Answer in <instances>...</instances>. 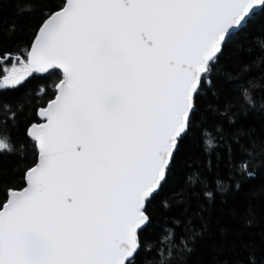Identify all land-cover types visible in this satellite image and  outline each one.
Masks as SVG:
<instances>
[{"label":"snow or ice","instance_id":"snow-or-ice-1","mask_svg":"<svg viewBox=\"0 0 264 264\" xmlns=\"http://www.w3.org/2000/svg\"><path fill=\"white\" fill-rule=\"evenodd\" d=\"M44 7L30 43L0 52V94L29 78L55 77L25 124L34 163L0 201V264H170L177 253L186 261L203 231L189 219L177 243L181 221L174 220L149 259L154 245L142 238L149 206L165 192L206 91L221 87V75L239 82L258 68L223 72L234 47L257 27L264 32V0H58ZM257 86H232L242 91L245 115L256 108ZM0 103V126L15 125L24 105L13 111L2 96ZM232 107L223 115L236 128ZM248 135L237 128L220 137L225 165L241 179L257 168L235 158L233 144L252 157L240 142ZM206 145L216 147L211 139ZM253 147L264 157V145ZM0 152H14L10 141L0 139ZM217 190H227L219 180ZM204 195L214 198L207 189Z\"/></svg>","mask_w":264,"mask_h":264},{"label":"trees","instance_id":"trees-1","mask_svg":"<svg viewBox=\"0 0 264 264\" xmlns=\"http://www.w3.org/2000/svg\"><path fill=\"white\" fill-rule=\"evenodd\" d=\"M50 2L58 0H0V52H17L27 46L35 25L47 11L44 4ZM260 19L264 16H258ZM262 45L264 32L257 27L248 39L229 53L223 72L236 75L257 62L258 68H249L239 82L228 81L227 76L221 75V87L206 91L196 126L185 140L165 192L149 206L152 222L142 237L154 245L149 259L156 255L155 248L161 246L160 242L167 235L165 229L173 227L174 220L181 221V228L176 229L178 243L183 226L191 219L192 225L203 231L202 238L197 239L195 250L186 261L179 259L183 253H177V258L170 264H264V163H260L264 157L257 154L258 147H253V142L264 145V109L260 108L264 102ZM54 79L29 78L17 90L0 94L13 111L19 104L24 105L23 112H17L15 125L9 122L0 126V139L10 141L14 148L12 154L0 152V201L4 199L7 187L21 184L24 169L34 163L35 152L25 136V124L31 118L36 101L43 103L47 99V96L38 95L41 88L50 92ZM248 80H254L258 86L252 90L256 108L245 115L240 111L242 104L247 107L242 91L234 90L232 86L247 84ZM26 100L32 103L28 104ZM229 103L233 104L229 114L237 113L233 116L238 121L236 128L230 126L223 115ZM4 113L0 103V115ZM237 128L250 134L241 136L240 142L253 153L252 157L241 154L238 146L233 144L237 160L248 159L251 165L257 166L254 176L249 179H241L235 170L230 173L224 162L227 146L220 137L230 138ZM206 139H211L216 147L209 149ZM190 177H196L197 182L190 183ZM218 180L227 190H217ZM206 189L214 193L213 199L205 197Z\"/></svg>","mask_w":264,"mask_h":264}]
</instances>
